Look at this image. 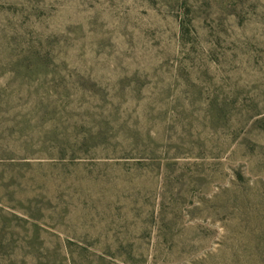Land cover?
<instances>
[{"label":"rangeland","instance_id":"374dc122","mask_svg":"<svg viewBox=\"0 0 264 264\" xmlns=\"http://www.w3.org/2000/svg\"><path fill=\"white\" fill-rule=\"evenodd\" d=\"M256 183L264 0H0V264H201Z\"/></svg>","mask_w":264,"mask_h":264},{"label":"trees","instance_id":"16d2710c","mask_svg":"<svg viewBox=\"0 0 264 264\" xmlns=\"http://www.w3.org/2000/svg\"><path fill=\"white\" fill-rule=\"evenodd\" d=\"M198 183L199 181L191 178V185ZM258 189L259 183L253 187L235 184L220 189L213 195L209 203L204 202V205L210 208L208 215L212 219L227 215L231 220H235L238 214L241 217L238 221L243 225L244 238L241 241L236 239L234 234H230L228 246L219 243L215 251L205 254L201 264L212 263L219 257L224 258L227 252L230 254L224 258L227 262L224 264H241L243 262L245 264H264V196L260 191H257ZM193 234H196L194 230L190 231L189 235ZM188 242L190 239L186 241V243ZM240 249L245 253L244 255L236 253Z\"/></svg>","mask_w":264,"mask_h":264}]
</instances>
